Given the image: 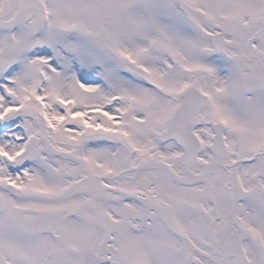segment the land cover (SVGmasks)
Returning <instances> with one entry per match:
<instances>
[{
	"label": "snow or ice",
	"instance_id": "6c2138e0",
	"mask_svg": "<svg viewBox=\"0 0 264 264\" xmlns=\"http://www.w3.org/2000/svg\"><path fill=\"white\" fill-rule=\"evenodd\" d=\"M0 264H264V0H0Z\"/></svg>",
	"mask_w": 264,
	"mask_h": 264
}]
</instances>
